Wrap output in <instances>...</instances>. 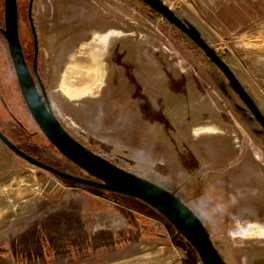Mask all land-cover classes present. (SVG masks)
Instances as JSON below:
<instances>
[{"label": "rangeland", "instance_id": "374dc122", "mask_svg": "<svg viewBox=\"0 0 264 264\" xmlns=\"http://www.w3.org/2000/svg\"><path fill=\"white\" fill-rule=\"evenodd\" d=\"M27 1H16L17 19L30 43ZM161 1L200 32L264 114V0ZM3 12L0 0L1 27ZM31 17L38 68L64 128L180 197L226 264H264V131L202 50L140 0H32ZM87 47L96 53L92 88L69 71ZM0 131L31 156L87 177L31 117L1 33ZM0 264L201 262L144 202L65 181L0 141Z\"/></svg>", "mask_w": 264, "mask_h": 264}, {"label": "water", "instance_id": "95a60500", "mask_svg": "<svg viewBox=\"0 0 264 264\" xmlns=\"http://www.w3.org/2000/svg\"><path fill=\"white\" fill-rule=\"evenodd\" d=\"M141 1L178 28L202 50L203 54L223 74L231 89L237 94L253 119L264 131V114L228 64L201 36L200 32L189 22L179 18L161 0ZM31 7L32 0H29L27 14L36 55L37 36L31 17ZM3 17L4 26H0V33L7 42L8 53L18 87L31 117L56 150L92 178L70 174L31 156L17 147L0 131L2 144L27 163L52 173L65 181L88 185L106 192L133 197L144 202L167 219L175 230L191 245L201 264H226L200 217L180 197L160 184L141 177L133 171L117 166L102 155L87 148L64 128L54 114L43 84L39 80L41 95L28 69L19 39L16 0H4ZM34 70L36 71L35 63Z\"/></svg>", "mask_w": 264, "mask_h": 264}, {"label": "crops", "instance_id": "0c3cea01", "mask_svg": "<svg viewBox=\"0 0 264 264\" xmlns=\"http://www.w3.org/2000/svg\"><path fill=\"white\" fill-rule=\"evenodd\" d=\"M95 54L93 49L89 47H87L84 53L80 49L78 53H75L73 60L69 64V71L75 74L76 84H81V86H87L88 88L95 86L97 77L93 75L91 70L94 69L96 62L89 58Z\"/></svg>", "mask_w": 264, "mask_h": 264}, {"label": "flooded vegetation", "instance_id": "af4514ba", "mask_svg": "<svg viewBox=\"0 0 264 264\" xmlns=\"http://www.w3.org/2000/svg\"><path fill=\"white\" fill-rule=\"evenodd\" d=\"M28 3H29V0L27 1V7H28ZM28 20H29V18H28ZM33 25H34V23H33ZM29 26H30V21H29ZM34 28H35V26H34ZM35 32H36V30H35ZM30 33H31V39H32V42H30V43L24 42L25 39L23 38V36L19 37L20 38V44H21L22 51H23V55H24L25 61H26L27 66H28V69H29V71H30V73H31V75H32V77L34 79V82L36 84V87H37L38 91L42 95L41 86H40V83H39V80H40V82L43 84L45 92L47 94L46 87L44 85L43 76L41 75L40 70L38 68V64L40 62L38 60V46H37L36 55H35V52H34L35 51L34 50V41H33V35H32V31H31V27H30ZM34 63L36 65V71L34 70ZM47 97L49 99L48 94H47Z\"/></svg>", "mask_w": 264, "mask_h": 264}, {"label": "trees", "instance_id": "16d2710c", "mask_svg": "<svg viewBox=\"0 0 264 264\" xmlns=\"http://www.w3.org/2000/svg\"><path fill=\"white\" fill-rule=\"evenodd\" d=\"M141 1V0H140ZM141 2H143V1H141ZM144 3V2H143ZM146 6H148L146 3H144ZM148 8L150 9V11H153V12H155L156 14H158V15H160L159 13H157L155 10H153L152 8H150L149 6H148ZM161 16V15H160ZM3 36V35H2ZM3 38H4V36H3ZM5 39V38H4ZM6 41V40H5ZM6 44H7V42H6ZM10 57V56H9ZM11 61V60H10ZM11 64H12V62H11ZM12 67H13V65H12ZM24 151V150H23ZM27 153V152H26ZM38 159V158H37ZM40 160V159H39ZM74 164V163H73ZM78 167V166H77ZM87 177L88 178H92V177H90V176H88L87 175ZM103 191V190H102ZM106 192V191H105ZM35 237H36V239H37V241H36V245L38 246V247H40V251L44 254V247H43V244L40 242V234H39V229H38V226L36 225V228H35V230L33 231V233H32ZM43 236V234L41 235V237ZM42 241V240H41ZM26 244H27V246H26V248H28L29 246H30V244L29 243H27V242H25ZM12 244H13V246H14V243H13V240H11V242L9 243V245H10V247L11 248H13L12 247ZM9 245H8V248H9ZM25 245V244H24ZM23 245V246H24ZM55 249H59V248H55Z\"/></svg>", "mask_w": 264, "mask_h": 264}]
</instances>
